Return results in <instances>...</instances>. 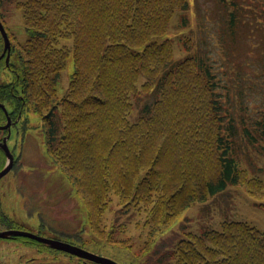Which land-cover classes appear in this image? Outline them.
I'll list each match as a JSON object with an SVG mask.
<instances>
[{
  "label": "trees",
  "instance_id": "trees-1",
  "mask_svg": "<svg viewBox=\"0 0 264 264\" xmlns=\"http://www.w3.org/2000/svg\"><path fill=\"white\" fill-rule=\"evenodd\" d=\"M6 1L0 103L15 128L35 117L85 228L142 264H264V233L245 220L228 213L198 231L179 220L229 187L264 198V0H16L23 42L4 24ZM132 212L136 235L118 219ZM12 222L0 210V230Z\"/></svg>",
  "mask_w": 264,
  "mask_h": 264
},
{
  "label": "rangeland",
  "instance_id": "rangeland-1",
  "mask_svg": "<svg viewBox=\"0 0 264 264\" xmlns=\"http://www.w3.org/2000/svg\"><path fill=\"white\" fill-rule=\"evenodd\" d=\"M15 1L7 0L2 4L1 10L8 31L18 41L23 42L26 34L21 11L14 6ZM189 1L191 3V0ZM211 2V0L199 1L205 7L210 6ZM202 13L203 10H201ZM168 32L172 38L173 29ZM68 45L72 46L71 40L68 41ZM212 48L213 52L218 54V48L216 46ZM173 52H175L174 57L179 58L181 51L173 48ZM69 67L70 64L62 72L60 79L62 85L67 84ZM7 68L0 64V83H7L12 79V72ZM182 80L192 81L188 72L184 73ZM32 125L36 126L35 117H32V121L30 120L23 129L12 126L13 129L9 134L8 145L16 159L14 161L12 159L11 169L0 178V210L13 221V228L10 230L17 229L44 238L70 242L74 246L77 245L76 247L79 246L93 254L110 258L119 264H142L145 254H142V258V256L133 255L119 244L98 240L85 228L86 208L82 206L80 196L74 193L73 188L64 179H61L58 167L50 159L46 150H43L41 129ZM1 131L0 138L4 135ZM23 132H25L24 138ZM190 158L194 157L188 159ZM248 162H250L249 159ZM262 163L264 165V160ZM243 165L247 167L246 162ZM260 173L264 180V171ZM228 213L245 220L264 233V198L250 197L243 186L229 187L215 199L209 197L204 203L193 202L181 213L179 220L183 217L189 219L191 229L198 231L199 227L205 226L217 228L222 217ZM100 217L107 223L116 218L117 213L104 211ZM118 219L128 222V229L130 228L133 235L137 233L131 230L134 228L133 223L139 221L141 224L142 222L141 216L133 212L128 216L119 215ZM88 261L90 260L85 261L50 250L43 244L27 243L20 236L19 238H0V264H88ZM150 262L153 264L152 259Z\"/></svg>",
  "mask_w": 264,
  "mask_h": 264
},
{
  "label": "water",
  "instance_id": "water-1",
  "mask_svg": "<svg viewBox=\"0 0 264 264\" xmlns=\"http://www.w3.org/2000/svg\"><path fill=\"white\" fill-rule=\"evenodd\" d=\"M0 34H1L2 38H3V51H2V53L0 55V58H1V56L6 51H9V48H10L7 32H6L3 24L1 23V21H0ZM7 60H8V54L5 57V61L6 62H7ZM0 108H2L3 111L6 114V109H5L4 105L1 104V103H0ZM9 126H10L9 118L7 117V123L5 125H0V129H6V128H9ZM0 147L4 150L5 155L7 157L6 165L0 170V178H1L4 174H6L10 170L13 156H12V154L10 153V151H9V149L7 147L6 138L5 137L0 141ZM10 236H24V237H28V238L33 239L35 241H38L40 243L47 244V245H49L50 247H52L54 249L62 250V251L74 254V255H76L78 257L95 261V262L100 263V264H117L116 262H114L113 260H111L109 258L98 256V255L93 254L91 252H88V251H86V250H84L82 248L76 247L74 245H71L69 243L62 242V241H59V240H54V239L40 237V236L32 234L30 232L17 230V229L0 231V238L10 237Z\"/></svg>",
  "mask_w": 264,
  "mask_h": 264
},
{
  "label": "bare ground",
  "instance_id": "bare-ground-1",
  "mask_svg": "<svg viewBox=\"0 0 264 264\" xmlns=\"http://www.w3.org/2000/svg\"><path fill=\"white\" fill-rule=\"evenodd\" d=\"M2 41H3V39H2ZM2 51H3V49H2ZM9 52H10V51H6V53L8 54V56H9ZM6 129H7V128H6ZM6 129H0V130L5 131ZM10 169H11V168H10ZM4 175H5V174H4ZM4 175H3V176H4ZM3 238H4V237H3ZM9 238H11V237H9Z\"/></svg>",
  "mask_w": 264,
  "mask_h": 264
},
{
  "label": "flooded vegetation",
  "instance_id": "flooded-vegetation-1",
  "mask_svg": "<svg viewBox=\"0 0 264 264\" xmlns=\"http://www.w3.org/2000/svg\"><path fill=\"white\" fill-rule=\"evenodd\" d=\"M2 59H3V57H2ZM5 122V121H4ZM5 135V134H4ZM7 138H9V135H7Z\"/></svg>",
  "mask_w": 264,
  "mask_h": 264
}]
</instances>
